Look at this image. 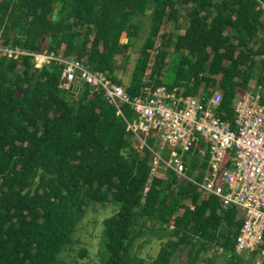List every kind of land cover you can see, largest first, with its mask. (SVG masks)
Returning <instances> with one entry per match:
<instances>
[{"label":"trees","instance_id":"obj_1","mask_svg":"<svg viewBox=\"0 0 264 264\" xmlns=\"http://www.w3.org/2000/svg\"><path fill=\"white\" fill-rule=\"evenodd\" d=\"M262 5L264 0H0V36L4 44L84 59L91 71L122 86L118 73L129 59L123 56L141 30L136 20L150 7L148 34L124 87L129 98L163 85L172 50L179 64L175 81L165 86H183L188 94L219 89L220 109L231 119L232 104L250 81L264 87ZM61 72L53 63L35 68L28 57L0 58V264H64L59 257L73 245L86 209L110 202L118 210L102 222L98 264H172L182 247L186 264H217L216 257L205 258L214 247L223 250L224 264H249L234 252L238 210H221L214 196L201 199L197 186L172 173L150 180L149 153L137 152L126 131L124 118H133L129 106L120 114L87 84L69 96L59 88ZM149 223L167 227L168 238L156 256L134 255Z\"/></svg>","mask_w":264,"mask_h":264},{"label":"built area","instance_id":"obj_2","mask_svg":"<svg viewBox=\"0 0 264 264\" xmlns=\"http://www.w3.org/2000/svg\"><path fill=\"white\" fill-rule=\"evenodd\" d=\"M22 57L35 68L60 66L64 91L87 84L91 91H102L120 114L128 105L133 118H124L126 131L137 152L149 153L150 180L172 173L197 186L202 197H216L221 210L236 208L242 220L235 254L249 264L264 263V87L250 81L232 104V118L225 119L219 89L188 94L183 86L161 85L129 98L121 85L91 71L84 59L4 44L0 36V58ZM212 252L223 250L214 247Z\"/></svg>","mask_w":264,"mask_h":264},{"label":"rangeland","instance_id":"obj_3","mask_svg":"<svg viewBox=\"0 0 264 264\" xmlns=\"http://www.w3.org/2000/svg\"><path fill=\"white\" fill-rule=\"evenodd\" d=\"M150 7L152 6L150 5ZM150 7L145 12L146 15L140 16L136 20V22L140 24L141 30L138 34V38L135 40L134 47L128 49V51L123 56V59H125L127 56L129 58L127 63H125L124 71H120L118 73V77L123 88L129 83L130 74L133 69L135 59L138 56V48L147 37L151 14ZM181 17V27L184 29L187 25V22L183 16V13ZM167 28L168 30L170 29L172 32H174V27L172 25H168ZM259 35L264 39V32L259 33ZM168 52L169 54L167 56L166 64L162 74L163 85L173 84L175 81V71L179 64V55L174 54L172 50H169ZM151 54L153 55L154 52H151ZM255 83L256 81L254 80L250 84L256 86ZM249 89L252 90V87ZM164 177L166 178L167 175ZM203 198L204 197L201 196V199ZM184 204L191 206L188 200H185ZM117 210L118 204L114 202L107 203L103 206L99 204H91L86 209L85 217L76 228L73 236V245L68 251H65V253L60 255V260H62L64 264H98L99 250L104 248L102 240V231L104 226L102 222ZM168 230L169 229L164 225L149 223L146 233L135 242L132 249L133 254L140 257H145L146 254H150L152 257L156 256L160 244L168 238ZM82 250H85V253H82ZM212 250L213 248L209 249V255H206L205 258L211 259V257H216L217 264H224L225 260L222 257V254H219L218 252H212ZM79 254H82V257H80ZM186 259L187 248L182 247L173 256L172 264H186ZM199 264L208 263L200 261Z\"/></svg>","mask_w":264,"mask_h":264},{"label":"water","instance_id":"obj_4","mask_svg":"<svg viewBox=\"0 0 264 264\" xmlns=\"http://www.w3.org/2000/svg\"><path fill=\"white\" fill-rule=\"evenodd\" d=\"M61 8V5L58 7V9H55L54 11H53V14L51 15V17L52 18H54V19H57V14L59 13V9ZM81 91H82V88H80V87H75V86H73V87H71L68 91H67V94L69 95V96H75V95H80L81 94Z\"/></svg>","mask_w":264,"mask_h":264}]
</instances>
